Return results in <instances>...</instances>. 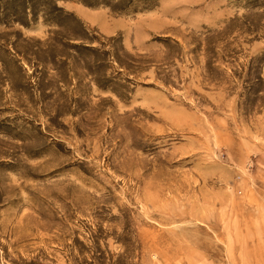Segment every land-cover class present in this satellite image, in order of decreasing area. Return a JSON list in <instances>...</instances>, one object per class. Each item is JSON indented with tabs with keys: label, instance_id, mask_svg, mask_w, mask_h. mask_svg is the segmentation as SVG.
<instances>
[{
	"label": "rangeland",
	"instance_id": "rangeland-1",
	"mask_svg": "<svg viewBox=\"0 0 264 264\" xmlns=\"http://www.w3.org/2000/svg\"><path fill=\"white\" fill-rule=\"evenodd\" d=\"M0 264H264V0H0Z\"/></svg>",
	"mask_w": 264,
	"mask_h": 264
}]
</instances>
